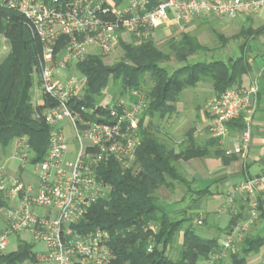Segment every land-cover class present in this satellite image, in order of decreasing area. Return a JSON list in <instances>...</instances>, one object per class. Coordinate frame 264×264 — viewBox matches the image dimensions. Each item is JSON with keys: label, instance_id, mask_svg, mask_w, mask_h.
<instances>
[{"label": "built area", "instance_id": "1", "mask_svg": "<svg viewBox=\"0 0 264 264\" xmlns=\"http://www.w3.org/2000/svg\"><path fill=\"white\" fill-rule=\"evenodd\" d=\"M0 6L22 14L41 43L32 103L44 107L41 116L50 129L47 154L36 165L37 186L9 176L6 164L0 163V193L13 203L5 209L7 223L0 233V253L8 252L11 234L28 232L32 241L42 246L35 250L33 264H109L115 257L110 232L97 228L80 233L74 225L112 190L99 173L102 163L114 159L125 171L141 170L136 153L147 101L143 94L133 92L136 101L108 95L98 105H80L84 96L80 90L87 76L73 74L71 66L77 67L92 54L115 52L127 33L158 30L173 20L196 16L243 18L264 8V0H158L155 4L152 0H0ZM254 91L229 88L209 102L212 136L223 140L230 133L231 121L245 112L253 113ZM65 125L72 127L82 145L72 158L67 156ZM85 140L89 145H84ZM250 141L251 131L246 127L234 152L242 153ZM13 158L22 165L29 163L27 136L15 138ZM263 184L264 174L242 181L239 190L253 196ZM259 215L253 203L249 219L239 222L225 237L222 256L242 239L246 227Z\"/></svg>", "mask_w": 264, "mask_h": 264}, {"label": "trees", "instance_id": "2", "mask_svg": "<svg viewBox=\"0 0 264 264\" xmlns=\"http://www.w3.org/2000/svg\"><path fill=\"white\" fill-rule=\"evenodd\" d=\"M115 1L120 3L122 0ZM157 1L152 0V3ZM201 17H204L202 24L209 23V16ZM198 18L171 21L169 25L176 26V33L162 44L156 39L158 30L127 33L121 37L118 47L123 54L112 64L105 61L110 54L88 56L77 65L87 76L85 94L79 104L94 106L110 82L120 85L123 97L136 101L133 92L145 96L147 106L140 119L142 128L145 116L163 118L174 113L175 104L184 90L196 87L201 81L212 80L217 96L226 89L239 88L243 77L252 70L247 50L257 37L264 35V25L255 28L252 17L246 16L244 25L234 36L242 39L240 55L225 59L216 57L215 53L208 57V52H214L213 49L202 44L195 32L185 29ZM210 29L220 44L226 46L231 38L213 25ZM0 34L9 45V53L0 62V159L11 149L15 138L27 136L33 154L30 162L36 165L47 154L50 131L41 116L44 107L32 103V88L37 79L42 46L22 14L1 6ZM172 56L178 62L173 69L165 65ZM192 56H199V59H192ZM228 126L230 131L245 129L241 118L231 121ZM157 128L156 125L147 126L140 133L136 153V163L141 167L139 172L123 170L114 159L102 163L99 173L112 190L98 199L74 225L80 233L97 228L110 232L115 257L109 264H197L215 253H223L221 236L231 233L241 219V214H233L230 225L221 228L209 225L202 214L191 211L190 205L175 214L166 209L157 194L162 187L173 190L178 184L185 188L187 194L198 197L207 192L192 188L181 168V160L215 153L225 162V154L217 148L215 138H211L206 146L192 140L190 146L185 143L177 152L173 142L158 135ZM191 198L196 202L193 196ZM9 205L10 201L0 193V208ZM258 209L259 218L264 222V200L258 199ZM198 228L215 234L205 235ZM180 234L182 241L178 242ZM176 245L179 246L178 252L173 257L171 250ZM263 245L264 236L248 234L225 251L226 264H247L249 254L258 253ZM34 248L35 243L30 240L17 238L15 250L0 253V264L35 263ZM216 263L225 264V258Z\"/></svg>", "mask_w": 264, "mask_h": 264}, {"label": "crops", "instance_id": "3", "mask_svg": "<svg viewBox=\"0 0 264 264\" xmlns=\"http://www.w3.org/2000/svg\"><path fill=\"white\" fill-rule=\"evenodd\" d=\"M251 17L255 28L263 26L264 8ZM234 20L240 22L243 26L245 17ZM229 21L231 22L232 20H225V22ZM166 27L173 28L174 30L176 26L166 24L158 28V30ZM225 36L232 38L235 35L233 36L231 34V36H229L225 34ZM260 37L261 36L257 37L255 42L252 43L251 47L247 50L251 57L252 70L243 77L242 84L239 87V89L243 90L250 88L255 89L251 95L254 104L253 113L245 112L239 117L243 120L245 128L249 127L251 131L249 147L242 153H235L234 148L237 142L242 139L244 129H232L229 135L223 140L212 136L210 132L211 117L208 111V104L212 99L217 97L213 87V81L210 79L201 81L196 87L185 89L180 99L175 104L176 111L174 113L167 114L163 118L155 117L151 119L150 116H145L143 119L142 128L156 125L158 127L157 129L161 130V122H163L165 126V124L173 118V129H166L164 133L166 134V138L174 143L177 152L182 145H186L185 143L190 146L192 140L200 146H206L209 144L211 138L217 139V148L223 150L225 162L223 158L216 156L215 153L201 157L195 156L180 161L184 174L189 182L192 183V188L195 190L203 189L207 191L198 197L196 194L189 195L186 190H184L180 200L184 201L187 200L188 196H193L196 202L195 206L191 208V211L202 214L209 225L212 226L227 228L230 225L233 214L237 215L239 213L241 214V219L234 226L237 228L239 222H246L249 219L253 203H256L258 206V199L264 200V184L258 188L253 196L239 190V185L242 181L264 174V42L262 44L256 43ZM235 50L232 52L233 54L231 56H225V59L240 55L239 47ZM8 53L9 50L7 54ZM155 120H157L159 124H156ZM163 124L162 128L164 127ZM65 131L68 136L67 156L72 158L82 148V145L74 137V131L71 126L65 125ZM177 135L178 137H176ZM212 144H214V142ZM84 145H89V141L85 140ZM11 148L13 150L14 141ZM211 150L215 152V149ZM32 155L30 151V158ZM28 165L34 166V171H31V173L35 175L36 178L31 179L32 176L29 172H26V176L24 175ZM36 165L31 164L30 160L26 165H22L19 162L21 173L17 176L26 183L37 186L39 177L36 171ZM31 180L34 183L31 182ZM221 207L223 209H221ZM36 210L42 214L47 213L43 208H36ZM167 210L172 212L170 209ZM3 230L4 228L0 225V233ZM248 234L264 236V222L261 218L258 217L253 223L246 227L245 235L242 239ZM16 235V240L17 238L28 241L32 240L28 232H21ZM22 235L26 238H23ZM224 237H226V235H222L221 240ZM242 239L235 241V243L240 242ZM224 257L226 264L228 262L227 257L226 255ZM216 259L210 258L208 260H200L197 264H217L215 261ZM247 264H264V245L260 248L258 253L249 254L247 257Z\"/></svg>", "mask_w": 264, "mask_h": 264}, {"label": "rangeland", "instance_id": "4", "mask_svg": "<svg viewBox=\"0 0 264 264\" xmlns=\"http://www.w3.org/2000/svg\"><path fill=\"white\" fill-rule=\"evenodd\" d=\"M263 11V10H262ZM261 11V12H262ZM252 16V15H250ZM246 17V16H245ZM204 17L199 16L198 19H196L195 21H193V23H191L190 25H186L185 29L188 31H192L195 32L198 35V38L200 40V42L202 44H206L207 46H209L211 49H213L214 52H208V57H211L212 54H216V57H225L227 55H232L233 51L235 49H238L240 42H242L241 38H235L232 37L231 40L226 44V46H223L220 44V42L215 38V36L213 35L211 29H210V25H213L214 27H216L218 30H220L221 32H223L226 35L231 36V34L234 36L238 33L240 27L242 26V24L236 20H232L231 22H225L224 19H220V18H216V17H208L209 23L208 24H202V20ZM171 27V26H170ZM175 32V29L173 30V28H169L166 27L164 29L158 30L156 32V39L159 43H164V40L168 37H170L171 35H173ZM264 42V35L261 36L256 43H260L262 44ZM9 50V45L7 43V40L5 39V37L0 34V62L4 59V57L7 55V52ZM236 51V50H235ZM123 52L121 50V48H118L115 52L111 53L110 56H108V58L105 60L106 63L108 64H112L114 61L118 60V57L120 55H122ZM192 59H199V56H192ZM177 60L175 58V56H172V59L165 63V65L168 66V68L173 69L175 66H177ZM71 72L73 74H81L79 68L75 67V66H71ZM38 82V74H37V79L35 81V83ZM150 82V81H149ZM86 86V85H85ZM85 86L82 87V89L80 90L81 94H85ZM103 96L100 97L97 100V104L106 96H122V91H121V87L120 85L115 86L112 82H110L109 86L103 91ZM101 111L104 109H100ZM100 112V111H99ZM155 123L157 124V120H155ZM159 124V123H158ZM162 124L163 122H161L160 124V129L158 132V135L160 137H162L164 140L169 141L166 138V134L164 133L166 129H173L174 126V120L173 118L171 120L168 121V123L163 124V128H162ZM143 130V128L140 129V133ZM178 137V135L176 136ZM172 142V141H171ZM0 163H4L6 164L8 167H6V172L7 174L12 177H18L17 175H19L21 173L20 169H19V161L15 158H13V150L12 148L10 150H8V152L6 154H4L1 159H0ZM34 166L32 165H28L26 167L25 173L24 175L26 176V172L31 173V171L33 172ZM32 176V178H31ZM30 178L34 179L36 178L35 175H33L31 173ZM37 176V173H36ZM31 182H33L31 180ZM34 183V182H33ZM185 188L181 185H176V187L171 190V189H167L165 187H162L160 190H158L157 194L160 197L161 201H163L165 203V207H167V209H170L172 212H177L180 209L190 205V208H192L193 206H195V202H193L191 199V196H188L187 200H180V198L183 195ZM13 203H10V205H12ZM201 205V204H200ZM5 209L4 207L0 208V225L1 227L5 228V223H7V218L5 215ZM221 209H223L221 207ZM200 230L201 233L208 235V236H212L215 233L211 230L209 231H205V229L203 228H198ZM25 235V234H24ZM24 235H22L23 238H26ZM27 236V235H26ZM17 235L16 234H11L8 237L9 240V245H8V252L9 251H13L16 249L17 246V240H16ZM28 238V236H27ZM182 234H180V236L178 237V242L182 241ZM225 237L221 240V245L224 241ZM31 242H33L32 240H30ZM34 243V242H33ZM41 245L40 244H35V250H39L41 249ZM178 245H176V247H174L173 250H171V255L173 257H175L177 255L178 252ZM226 251V250H225ZM226 253V252H225ZM220 256L217 257V259L214 256H211V258L216 259L215 261L219 260L220 258L223 257V259L225 258L224 256H222L221 254H218ZM227 255V254H225ZM27 264H33V263H27Z\"/></svg>", "mask_w": 264, "mask_h": 264}]
</instances>
